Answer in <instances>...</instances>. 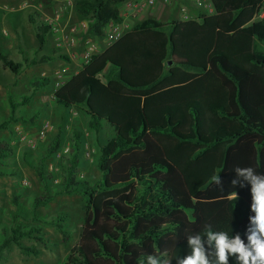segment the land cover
<instances>
[{
	"label": "trees",
	"instance_id": "trees-1",
	"mask_svg": "<svg viewBox=\"0 0 264 264\" xmlns=\"http://www.w3.org/2000/svg\"><path fill=\"white\" fill-rule=\"evenodd\" d=\"M73 1L91 34L105 39L111 23H123L120 8L129 0ZM210 1L212 12L198 8L190 19L137 22L56 90L60 109L85 114L88 131L96 136L102 177L92 183L80 176L86 144L81 129L73 131L60 172H50L47 161L63 144L60 132L36 167L45 191L30 199V221L0 228V259L13 246L40 255L23 241L47 247V224L64 242L70 239L68 213L51 221L38 214L58 196L78 195L86 209L79 242L65 264H147L149 255L177 264L191 254L188 236L203 234L208 225L231 237L239 234L247 244L249 218L255 215L251 185L233 186L232 180L236 167L264 175V52L256 49L264 44V0ZM29 20L36 24L37 52H42L51 26L33 15ZM0 60L18 77L24 68L54 58L16 62L0 51ZM51 84L38 77L30 94L9 97L10 114L0 119V134L27 122L19 109ZM106 123L112 130L103 141ZM21 174L16 148L0 138V178ZM213 175H219L222 190ZM57 178L60 186L53 191ZM14 199L18 203L19 197ZM205 248L214 250L206 238ZM229 264H237L236 258L230 256Z\"/></svg>",
	"mask_w": 264,
	"mask_h": 264
},
{
	"label": "rangeland",
	"instance_id": "rangeland-1",
	"mask_svg": "<svg viewBox=\"0 0 264 264\" xmlns=\"http://www.w3.org/2000/svg\"><path fill=\"white\" fill-rule=\"evenodd\" d=\"M143 1L145 0H129L125 7L128 9L123 8L124 23L129 25L130 30L137 22L148 18L162 22L190 19L195 16L198 8H203L192 0H154L153 5L136 11V3ZM25 2L26 0H0V51L16 62H24L25 57L39 59L46 54L52 55L54 61L24 68L22 74L16 77L4 68L0 60V119L7 118L10 114L9 97L18 99L31 93L30 83L33 79L50 78L52 84L41 89L30 105L19 109L18 113L23 115L27 122L13 124L10 131L0 134L2 140L16 148L22 173V178H0V228L4 223L25 224L30 221V199L45 191L36 167L40 158L45 156L46 148L60 132L63 137L60 149L62 151L70 147L74 129L84 131L86 144L80 176L92 183L102 177L97 167L99 149L96 136L88 131L85 114L78 108H75L78 116H74L71 109L63 111L55 103L54 95L56 90L82 69L84 56L89 48H93L95 54H101L109 47V43L106 38L98 39L91 34L89 24L76 15L74 6L72 8L68 0H28L27 5ZM204 4L208 7L203 9L213 11L210 0H205ZM29 15L49 26L52 22V31L42 52H37L39 45L36 40V24H31ZM256 49L264 52V44L258 43ZM60 56L68 57L69 61ZM111 130L110 124L106 123L100 135L103 141L110 139ZM26 153L29 154L27 157L24 156ZM60 160L57 155L48 159L47 165L51 173L57 175L60 172L55 168L51 169V166L59 168ZM57 180L58 183L53 181L51 185L53 191L59 189L61 181L59 178ZM15 197H19V204L15 202ZM85 210L80 196H58L49 207L40 208L38 214L51 221L61 212L68 213L71 216L67 227L71 234L70 239L64 242L62 235L54 227L44 225L47 247L29 240L23 241L27 247L39 248L40 255L28 256L19 247L13 246L4 253L0 264H65L67 256L79 242Z\"/></svg>",
	"mask_w": 264,
	"mask_h": 264
},
{
	"label": "clouds",
	"instance_id": "clouds-1",
	"mask_svg": "<svg viewBox=\"0 0 264 264\" xmlns=\"http://www.w3.org/2000/svg\"><path fill=\"white\" fill-rule=\"evenodd\" d=\"M236 178L232 185L244 186V182L251 185V211L255 213L250 217L251 227L247 230V244L239 234L231 237L226 231H213L211 226H206L203 234L196 233L188 236L191 254L186 258H178L177 264H229V257H235L237 264H264V175L258 174L252 167L235 168ZM212 181L221 186L219 175H213ZM237 199V194H233ZM207 244L213 251L205 248ZM211 257V259H210ZM147 264H169L157 257L149 255Z\"/></svg>",
	"mask_w": 264,
	"mask_h": 264
},
{
	"label": "built area",
	"instance_id": "built-area-1",
	"mask_svg": "<svg viewBox=\"0 0 264 264\" xmlns=\"http://www.w3.org/2000/svg\"><path fill=\"white\" fill-rule=\"evenodd\" d=\"M195 4H197L199 7H203V8H207L208 5L204 4L205 0H192ZM25 4H28V0H26ZM68 4L73 8L74 6V1L73 0H68ZM154 4V0H145L143 2H139L136 3V11H142L144 10V8L148 5H153ZM211 11V10H210ZM52 25V22L50 24V26ZM53 26V25H52ZM54 30H56V28H53ZM128 31H130V27L128 24L121 23V24H116V23H111L108 26V30H107V37H106V41L109 43V46L118 42ZM59 46H61V44H59ZM94 50L93 48H89L88 51L85 53L84 56V62L82 64V68L90 63V60L92 58V56L94 55ZM55 97V96H54ZM71 112L74 116H78V111L75 110V108L71 109ZM70 151V147L68 146L67 148H65L62 151H59L58 153H56L55 155H57V157H59L60 159L62 158L63 155L69 153ZM89 158L91 157V155L88 153ZM55 168L56 171L60 170L58 167H54L51 166V169L53 170ZM83 176H81L82 178ZM55 182H59L57 179L55 180ZM27 183V182H26Z\"/></svg>",
	"mask_w": 264,
	"mask_h": 264
},
{
	"label": "crops",
	"instance_id": "crops-1",
	"mask_svg": "<svg viewBox=\"0 0 264 264\" xmlns=\"http://www.w3.org/2000/svg\"><path fill=\"white\" fill-rule=\"evenodd\" d=\"M127 5H128V3L124 4V7H121V8H120L121 13H123V10H124V9H125V10L128 9V8H125V7H127ZM123 8H124V9H123Z\"/></svg>",
	"mask_w": 264,
	"mask_h": 264
}]
</instances>
